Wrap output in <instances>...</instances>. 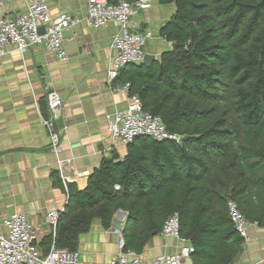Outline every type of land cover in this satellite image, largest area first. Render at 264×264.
<instances>
[{
    "label": "trees",
    "instance_id": "16d2710c",
    "mask_svg": "<svg viewBox=\"0 0 264 264\" xmlns=\"http://www.w3.org/2000/svg\"><path fill=\"white\" fill-rule=\"evenodd\" d=\"M159 3L175 9L159 29L171 50L149 67H124L113 85H128V96L181 140L139 137L83 190L68 186L55 244L75 253L94 220L108 229L122 211L125 249L139 255L176 214L191 264H234L244 242L228 203L264 228V0ZM49 244L44 237L39 248Z\"/></svg>",
    "mask_w": 264,
    "mask_h": 264
},
{
    "label": "crops",
    "instance_id": "0c3cea01",
    "mask_svg": "<svg viewBox=\"0 0 264 264\" xmlns=\"http://www.w3.org/2000/svg\"><path fill=\"white\" fill-rule=\"evenodd\" d=\"M43 1L52 19L68 15L79 20L64 33L68 61L59 62L41 48L20 54L11 46L0 58V224L12 214H25L42 233L47 213L66 205L68 186L83 190L102 163H121L127 157L128 147L109 132V118L130 104L128 96L108 87L110 44L118 25L90 28L85 21L84 0ZM26 10L27 0H5L0 17L13 18ZM174 12L172 4L151 0L150 8L132 18L140 30L154 34L144 56L159 61L171 50L159 37V29ZM49 91L57 93L62 102L56 123L61 165L51 153L48 134L40 123V118L47 116ZM126 219L127 215L118 211L108 229L94 220L89 231L78 238V264H110L118 251L113 230L123 229ZM0 232H5L1 225ZM179 247L178 241L164 238L160 232L138 256L148 262L173 255ZM234 264H264V228L253 225L248 229V241Z\"/></svg>",
    "mask_w": 264,
    "mask_h": 264
},
{
    "label": "built area",
    "instance_id": "2783aa9c",
    "mask_svg": "<svg viewBox=\"0 0 264 264\" xmlns=\"http://www.w3.org/2000/svg\"><path fill=\"white\" fill-rule=\"evenodd\" d=\"M5 0H0V6ZM86 4L85 21L90 28L100 29L109 23H116L118 32L112 37L110 50L112 57L107 70L108 87L128 96V85L114 86L119 72L128 65L143 62L144 48L154 37L150 30H140L133 24L132 18L150 8L151 0H138L130 3L120 0L110 5L107 0H84ZM79 23V20L65 15L52 19L48 5L43 0H27L25 13L13 18L0 17V58L7 47L11 46L20 54L31 48H41L59 62H67L68 56L63 47L64 33ZM43 29V34L39 33ZM129 106L116 112L109 118V132L113 138L128 146L139 137H146L158 142L171 141L178 143L180 136L166 131L161 120L144 112L140 100L136 96H128ZM47 116L40 118L46 130L51 153L58 159L62 153L60 133L56 123L62 113V102L58 94L49 91L46 94ZM118 188H116L117 190ZM65 207V206H64ZM60 211H50L45 219V232L34 227L25 214L15 213L1 221L5 232H0V264H78L77 252H69L55 244ZM228 216L235 232L248 241L250 224L237 209L233 202L228 203ZM179 217L174 214L164 223L161 235L179 242L180 247L173 255H163L151 261L143 262L139 256L125 249L122 229H114L117 236V254L110 264H185L193 253V248L179 235ZM44 237H50L47 250L39 248Z\"/></svg>",
    "mask_w": 264,
    "mask_h": 264
},
{
    "label": "water",
    "instance_id": "95a60500",
    "mask_svg": "<svg viewBox=\"0 0 264 264\" xmlns=\"http://www.w3.org/2000/svg\"><path fill=\"white\" fill-rule=\"evenodd\" d=\"M43 32H44V31H43V29L41 28V29L39 30V33H40V34H43ZM153 61H154V57L145 55V56H144V59H143V62H142V65L145 66V67H149Z\"/></svg>",
    "mask_w": 264,
    "mask_h": 264
},
{
    "label": "rangeland",
    "instance_id": "374dc122",
    "mask_svg": "<svg viewBox=\"0 0 264 264\" xmlns=\"http://www.w3.org/2000/svg\"><path fill=\"white\" fill-rule=\"evenodd\" d=\"M185 264H187V262Z\"/></svg>",
    "mask_w": 264,
    "mask_h": 264
}]
</instances>
